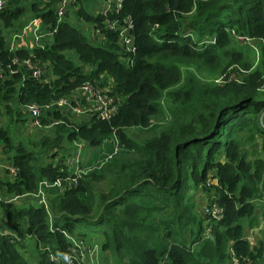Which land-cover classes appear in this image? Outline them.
Masks as SVG:
<instances>
[{
  "label": "trees",
  "instance_id": "trees-1",
  "mask_svg": "<svg viewBox=\"0 0 264 264\" xmlns=\"http://www.w3.org/2000/svg\"><path fill=\"white\" fill-rule=\"evenodd\" d=\"M120 1L118 14L102 16L103 0L96 4V15L81 8L75 12L92 26L93 44L65 21V14L57 20L60 0H7L0 12L1 108L8 112L13 106L20 121L25 105L49 104L87 82L99 87L109 82L118 100L109 122L90 117L72 124L58 112H47L43 125L58 122L49 129L53 137L35 145L52 159L74 141L94 148L113 134L123 152L75 187L45 190L47 211L0 201V226L17 238L31 235L39 246L38 264H54L50 251L60 259L67 245L60 232L70 234L74 223L88 218L101 236L102 256L110 253L116 264H231L230 257L238 264H264V242L254 246L243 238L244 227L250 230L256 221L254 202L264 196V159L257 155L264 154V120L257 121L264 111L258 92L264 85V0ZM125 19L132 24V54L106 27L123 25ZM31 20L40 27L38 44L17 46L16 38L9 51L6 37L21 33ZM233 29L261 42L253 69L244 52L229 47ZM24 58L43 68L40 81L12 64ZM235 64L250 69L238 81L237 76L222 84L201 79ZM163 93L172 104L167 123L142 143L128 138L126 129H145L161 115ZM0 141L3 151L11 152L8 168L17 170L14 179L0 180L1 194L32 195L39 181L66 176L62 158L36 165L33 152L14 146L6 131L0 130ZM106 179L109 191L93 209L90 184ZM209 180L214 183L207 187ZM195 191L222 210L220 220L196 214L190 195ZM15 240L0 236V264H27Z\"/></svg>",
  "mask_w": 264,
  "mask_h": 264
},
{
  "label": "built area",
  "instance_id": "built-area-1",
  "mask_svg": "<svg viewBox=\"0 0 264 264\" xmlns=\"http://www.w3.org/2000/svg\"><path fill=\"white\" fill-rule=\"evenodd\" d=\"M75 0H60L57 5L55 15L57 20H60L65 14V10L68 6L73 4ZM7 0H0V12L4 9ZM121 9L120 0H103L102 5L100 6V13L102 16L107 14H118ZM106 27L109 30H114L117 32V37L120 38V45L125 49L127 54H132L134 48L132 46L133 38L130 36L129 32L132 29V24L130 20L125 19L123 25L116 26V22L107 24ZM40 27L36 20H31L25 24L19 35L12 36L9 43V51L13 50L15 39H22L26 34L29 35L32 43L37 45L42 35L39 34ZM234 41L238 45H247L255 55H258L256 45H252L251 39L244 36H239L230 33ZM258 58V57H257ZM123 60V59H122ZM124 63H127L123 60ZM258 61V60H257ZM12 64H17L24 67L29 73L30 77L36 81H40L44 76V70L42 67H39L31 58H24L20 61L14 59ZM231 77L227 79L221 78L216 80L215 84H222L230 80ZM0 79H1V70H0ZM238 81V79H236ZM109 84V82H108ZM264 87H260L261 90ZM111 86L107 91L104 88L99 87L96 84L90 82L84 83L80 87L73 90L67 97L61 98L57 101L51 102L49 104L37 106L35 104L25 105L22 109L23 114L27 116L29 121V128L35 129L36 131H43L45 129H50L56 125L57 121H51L47 125H43L42 121L47 112L55 111L61 114L62 117H65L67 121H72V124L77 122L86 121L90 117L101 122H109L116 114L118 107V100L114 95H111L109 92ZM258 90V91H259ZM73 145L67 151V153L62 156V164L65 168L66 176L62 179H54L53 181L41 180L36 185V192L32 195H22L19 197H14L13 199H3L0 198V201L3 202H13L17 199L30 198L35 201L37 206L46 208V201L44 198L45 190H64L66 188L75 187L78 184V181L88 175L91 172L98 171L102 168L103 164L110 160L118 151L117 143L113 151L103 159V162L87 164L86 160L82 156V146L78 142H72ZM17 175V170L14 167H9L7 169V176L9 179H14ZM214 181H207L206 186H210ZM201 214L208 219L218 221L222 217V210L214 203L209 201L204 205ZM52 232L51 230H49ZM63 236L67 239V245L65 248L64 255L57 259V256L53 252H49L48 260L54 264H100L99 257L102 256L101 252V243L93 239H86L83 237H73L67 236L66 232H61ZM0 236H9L11 239H16L17 237L14 233L11 232V229L6 231H1ZM246 241L249 239L246 238ZM250 237V241H251ZM231 264H238V261L230 257Z\"/></svg>",
  "mask_w": 264,
  "mask_h": 264
},
{
  "label": "rangeland",
  "instance_id": "rangeland-1",
  "mask_svg": "<svg viewBox=\"0 0 264 264\" xmlns=\"http://www.w3.org/2000/svg\"><path fill=\"white\" fill-rule=\"evenodd\" d=\"M99 2V0H78L75 5H70L66 8L65 10V16L63 17L65 21L74 29L78 30L82 35L88 39L90 43H94L93 39L91 36H93V28L91 25L85 23L83 20L76 18L75 12L81 8L87 13H90L91 15H96V12L98 11L99 7L96 6V4ZM23 27V26H22ZM234 34L238 35L234 29L231 31ZM6 34V32H5ZM10 34V33H9ZM20 34V33H19ZM18 34V35H19ZM12 34L6 37L7 42L10 43ZM231 41H230V48H234L237 50H241L247 55V62L251 68L253 69L255 65L257 64L258 60V55H255V53L247 46V45H238L232 36ZM248 38L247 36H244ZM249 39V38H248ZM17 46H25L27 48H32L35 47V45L32 43L31 39L27 38H22L20 41H17ZM15 43V44H16ZM252 45H256L257 43H261L259 40L251 39ZM14 44V46H15ZM14 48V47H13ZM246 50H249L250 53ZM73 55V54H72ZM72 61L75 64L77 63V60L75 57L72 56ZM249 70H244L242 69L240 64H235L231 65L228 67L223 73L218 74L215 77L207 78V77H201V79L207 83H215V81L220 80L221 78L226 79L227 76L239 79L243 75H245V72H249ZM84 71H87L88 69L83 68ZM245 71V72H244ZM246 73V74H247ZM46 77L47 74H46ZM228 77V78H229ZM102 88H104L105 91L109 89V84L106 82L104 85H101ZM260 93V97L264 99V87L258 91ZM160 107H161V115L155 119H153L150 124L148 125L147 128L139 130V129H126L124 131L125 135L132 139L133 141L137 143H142L144 140L150 138L154 133L158 132L163 128V126L167 123L169 115H170V110L172 107L171 102L166 99L164 96V93L162 97L160 98ZM9 111L7 112L6 110L2 109L0 106V130L6 131L10 139L13 141L14 146L17 144H21L23 147H26L28 150L32 151L34 156L37 157L38 160H36V165H45L49 162H55L57 159H60L62 156H64L67 153V150L63 152L59 151L57 154L54 156V158H49V153L45 155L37 145H35L37 142L40 141L41 138L43 137H53L52 129H45L41 131H36L35 129H30L29 128V121L26 115L23 114V111H21V120L17 121L15 118V108L13 106H9ZM264 120V111L260 114L258 117L257 121L258 123H261ZM260 138H257V143L259 142ZM79 142V141H78ZM115 142L117 143V151H120V154L122 155V149L121 145L118 141V139L112 134L109 135L107 138L103 139L100 143L99 146L94 147V148H86L83 150L82 154L87 157L86 162L87 164H92L95 162L101 163L103 162V159H105L114 149ZM80 143V142H79ZM82 144V143H80ZM260 144V143H259ZM72 144L66 145V147L70 146L72 147ZM86 146V144H83ZM68 147V148H70ZM87 147V146H86ZM65 148V145L63 146L62 149ZM245 152H249L247 147L244 148ZM8 151V150H7ZM4 152L2 148V141H0V180H3L4 178H8L7 175H5L3 172L6 171V168H8V161H7V156H11V152ZM13 153V151H12ZM40 154V155H39ZM94 155V156H93ZM259 157L264 159V154H261V152L258 151L257 154ZM125 157V156H123ZM112 163V160H108L103 164L104 168L109 166ZM102 166V167H103ZM103 168V169H104ZM106 170V169H105ZM108 172V170H106ZM109 179L106 180H100L98 182H92L90 184V192H89V197H90V203L93 209L98 206V202L100 201V196L101 195H106L109 191ZM211 181V180H209ZM211 192V191H210ZM194 203V208L195 212L197 215H199L204 207L205 204H207L210 200L207 198L206 194L202 191H195L192 194H190ZM15 196H6L0 193V198L3 199H13ZM28 198L24 199H17L14 200L13 202H10L11 204H16V205H21V207H36L35 201L32 199L27 200ZM255 210H254V216L256 218L255 224L251 230L247 229V227H244L243 230V235L244 239L248 238V243L252 244L254 246H257L260 242H264V221L260 219V214L261 210L264 209V196L260 201L254 202ZM0 209V221H3V216L1 213ZM95 210H92L90 215H94ZM7 229L4 228V226H0V231H6ZM49 230L56 231L57 229H54L52 227H49ZM97 226L93 224L91 219H82L79 220L78 222L74 223L72 225V233L74 236L73 237H83L86 239H93L97 242L101 243V236H99L97 233ZM250 231L252 232L251 234V241H250ZM64 232V231H61ZM60 232V233H61ZM70 234H66L68 237ZM63 236V235H62ZM65 239H67L65 236H63ZM19 239V240H18ZM18 241H20V247L22 248V252L25 254H21L23 259L27 264H38V251L37 249L39 246L37 245V249L35 247V240L31 235H25L23 237H18ZM22 242V243H21ZM100 264H116L114 257H110V253L108 252L103 253V256L99 257Z\"/></svg>",
  "mask_w": 264,
  "mask_h": 264
},
{
  "label": "crops",
  "instance_id": "crops-1",
  "mask_svg": "<svg viewBox=\"0 0 264 264\" xmlns=\"http://www.w3.org/2000/svg\"><path fill=\"white\" fill-rule=\"evenodd\" d=\"M24 38L30 39V37H29L28 34H26V35L24 36ZM76 142H77V141H76ZM78 143H79V142H78ZM79 144H80V143H79ZM81 146H82V152H83L84 149L88 148V147L84 146L83 144H81ZM90 148H91V147H90ZM66 149H69V148H65V151H66ZM67 151H68V150H67ZM82 156H83V159H85V160L87 159V157H86L85 155L82 154ZM93 156H94V155H93ZM1 213H2V212H1ZM1 216H2V215H1ZM250 230H251V229H250ZM251 234H252V232L250 231V237H251ZM17 241H18V240H17ZM22 251H23V250H22V248H21V249H20V253H21V254H25V253H23Z\"/></svg>",
  "mask_w": 264,
  "mask_h": 264
}]
</instances>
